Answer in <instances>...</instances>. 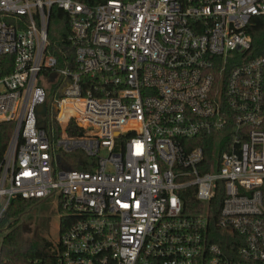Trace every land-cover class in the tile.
I'll list each match as a JSON object with an SVG mask.
<instances>
[{
    "label": "built area",
    "instance_id": "1",
    "mask_svg": "<svg viewBox=\"0 0 264 264\" xmlns=\"http://www.w3.org/2000/svg\"><path fill=\"white\" fill-rule=\"evenodd\" d=\"M263 15L264 0H0V220L15 198L57 194L63 213L57 253L23 264H264V52L246 54Z\"/></svg>",
    "mask_w": 264,
    "mask_h": 264
},
{
    "label": "trees",
    "instance_id": "2",
    "mask_svg": "<svg viewBox=\"0 0 264 264\" xmlns=\"http://www.w3.org/2000/svg\"><path fill=\"white\" fill-rule=\"evenodd\" d=\"M48 51L55 54L60 61L66 53L71 58V43L69 42V24L66 13L57 8H52V16L48 24ZM247 34L251 37V47L246 54L252 58L264 52V15L254 17L246 28ZM6 133L9 126H3ZM74 130V126H69ZM193 188L185 190L181 194L184 212L191 211L197 204L193 195ZM218 198L211 201L212 218H217ZM29 202L20 199H13L8 210L0 220V229L4 228L5 233L0 238V264H23L27 258H40L42 251L25 235V228L17 223L18 216L25 210ZM216 206V208H215Z\"/></svg>",
    "mask_w": 264,
    "mask_h": 264
},
{
    "label": "rangeland",
    "instance_id": "3",
    "mask_svg": "<svg viewBox=\"0 0 264 264\" xmlns=\"http://www.w3.org/2000/svg\"><path fill=\"white\" fill-rule=\"evenodd\" d=\"M60 216H63L57 194L50 195L39 201L29 202L18 216L17 223L25 228V235L43 253L56 254L59 242ZM5 233L0 231V238Z\"/></svg>",
    "mask_w": 264,
    "mask_h": 264
},
{
    "label": "water",
    "instance_id": "4",
    "mask_svg": "<svg viewBox=\"0 0 264 264\" xmlns=\"http://www.w3.org/2000/svg\"><path fill=\"white\" fill-rule=\"evenodd\" d=\"M37 114L44 116V112H45V104H41L38 106L37 110H36ZM43 122H41L40 125H42Z\"/></svg>",
    "mask_w": 264,
    "mask_h": 264
}]
</instances>
